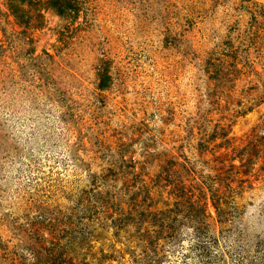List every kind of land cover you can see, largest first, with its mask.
Here are the masks:
<instances>
[{"label": "rangeland", "instance_id": "obj_1", "mask_svg": "<svg viewBox=\"0 0 264 264\" xmlns=\"http://www.w3.org/2000/svg\"><path fill=\"white\" fill-rule=\"evenodd\" d=\"M0 264H264V0H0Z\"/></svg>", "mask_w": 264, "mask_h": 264}]
</instances>
